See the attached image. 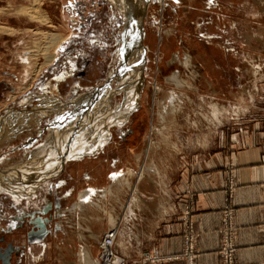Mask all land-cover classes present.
<instances>
[{"label": "rangeland", "instance_id": "obj_1", "mask_svg": "<svg viewBox=\"0 0 264 264\" xmlns=\"http://www.w3.org/2000/svg\"><path fill=\"white\" fill-rule=\"evenodd\" d=\"M130 1L139 10L135 102L97 130L87 117L100 96L114 110L127 95L119 90L128 47L124 3L0 0V123L7 124L0 126V264H78L85 243L95 246L100 264L103 237L115 229L111 209L131 208L138 229L153 227L169 219L174 199L183 204L184 253L192 260L195 195L177 186L264 113V0ZM175 55H188L191 68L170 61ZM176 71L187 86L166 81ZM170 93L178 98L175 113ZM261 161L264 168V153ZM114 172L125 173L112 180ZM225 181L234 186L232 168ZM87 187L96 190L95 205L80 209L99 215L86 223L88 212L75 205ZM158 200L165 216L152 210ZM224 217L232 231L230 209ZM118 218L116 238L124 215ZM89 224L100 232L97 244ZM83 229L89 239L80 238ZM116 238L112 250L124 258L114 250ZM158 258L153 251L136 264Z\"/></svg>", "mask_w": 264, "mask_h": 264}, {"label": "crops", "instance_id": "obj_2", "mask_svg": "<svg viewBox=\"0 0 264 264\" xmlns=\"http://www.w3.org/2000/svg\"><path fill=\"white\" fill-rule=\"evenodd\" d=\"M236 136L235 144L221 153L211 155L200 168L190 170L177 186V190L189 188L195 195L190 220L198 236L195 238L192 260L189 261L184 253L183 204L181 199H174L172 207L168 208L169 219L153 227L143 223L138 229L131 208L125 211L122 209L120 213L111 209L117 222L120 219L117 217L124 215L114 250L125 258L126 264H136L153 251L158 252L160 259L148 260L144 264H264V168L261 161L264 153V113L252 119ZM230 168L236 179L231 189L225 181ZM227 208L231 210L233 218L232 256L228 261L220 252L224 245V211ZM78 210L81 213L88 212L86 223L91 219L96 220L99 215L90 210ZM152 210L158 213L164 211L159 200L153 204ZM110 220L114 221L113 218ZM88 227L96 235L92 239L93 244H97L99 230H96L94 224ZM139 232L140 239L137 238ZM80 238H88L85 229L80 233ZM86 249L89 250L90 258L98 264L95 246L87 243L79 247L78 264H86ZM63 261L72 264L70 260L63 258Z\"/></svg>", "mask_w": 264, "mask_h": 264}, {"label": "bare ground", "instance_id": "obj_3", "mask_svg": "<svg viewBox=\"0 0 264 264\" xmlns=\"http://www.w3.org/2000/svg\"><path fill=\"white\" fill-rule=\"evenodd\" d=\"M122 3H124V5H123V7H124V10H125V12H124V14L126 15V17H127V20H129V22L127 23L128 25H127V27H126V34L124 35L125 37L124 38H122V39H124V43L123 44H125V45H127L128 44V47L126 46V48L124 49V51H126V54H125V52L124 53H122V54H125V55H123L124 56V60H125V63H126V66H125V68L123 69V71H122V75L118 78L119 80H120V82H119V90L121 89L122 91H124L127 95H125V102H124V104H123V106L122 105H120V106H118V108H116V109H109V107H107V105L104 103H102V99H100L99 101H98V105H97V112H96V114H94L93 116H91L90 115V117H87L88 115H89V112H88V115H86V117L89 119V121L90 120H94L93 122H92V125L93 126H95L96 128H98L97 130H100L101 128H102V125H104V123H107L108 121H110V119L111 118H113V116H116V115H118V117H121L122 116V114L124 113V112H126V110H128L129 109V107H130V104H132L133 103V101L135 102V98H134V92H135V90L137 89V84H138V82H139V80H140V78L138 77L139 76V62H140V60H141V54L139 53V51H138V48H136V49H134L135 48V46H137L136 44L137 43H135V35H134V29H133V27H135L136 26V24L134 23V20L133 19H135L138 15H136V13H138V11L139 10H137L136 11V9H134V6L132 5V3H131V1L130 0H120ZM145 3V2H144ZM143 3V4H144ZM23 9V8H22ZM21 9V10H22ZM30 9V8H29ZM28 9V10H29ZM20 10V11H21ZM28 10H26V12L28 11ZM23 11H25V8H24V10ZM30 11V10H29ZM25 12V13H26ZM32 12V11H31ZM23 13V12H22ZM32 15V14H31ZM39 16H41V15H39ZM39 16L37 17V18H39ZM31 17H33V15L31 16ZM42 17V16H41ZM2 28V26H0V29ZM136 29V28H135ZM2 30V29H1ZM140 35V34H139ZM139 37V36H138ZM136 38H137V36H136ZM138 39V38H137ZM57 41V37L56 38H53V43L54 42H56ZM139 41V40H138ZM134 46H132V45ZM135 53V54H133V53ZM129 56V57H128ZM123 58V57H122ZM49 59H52V56H50V58ZM49 59H47V61L49 60ZM123 60V61H124ZM173 60H175L176 62H179L180 64H182L183 65V67L184 68H186V69H190L191 68V60H190V57L188 56V55H185V59H181L179 56H174V58H172L170 61H172L173 62ZM192 76H195V74H194V71L192 72ZM192 79V78H191ZM166 81H168V82H170V83H174L175 84V86L176 87H184V86H187V85H185V82L184 81H182V80H180V77H179V72L178 71H176V72H173L169 77H167L166 78ZM118 87V86H117ZM118 89V88H117ZM138 91H136V93H137ZM127 96H128V98H127ZM178 98L176 97V95H174V93H170V95H169V97L167 98V103H168V106H170V112H173V113H175V112H177L178 111V107L176 106L177 104V102H176V100H177ZM104 101H105V99H104ZM166 105V104H165ZM164 105V106H165ZM89 107V106H88ZM94 107H96V106H94ZM166 108V107H165ZM49 109V108H48ZM51 109V108H50ZM164 109V108H163ZM44 110H47V109H44ZM89 111V110H88ZM110 111V112H109ZM164 111H166V110H164ZM217 107L216 106H213V112H212V115H214L215 117H217ZM11 112V111H10ZM83 112V111H82ZM116 114V115H113L112 116V114ZM163 113H165V112H163ZM163 113H161L160 115L161 116H164L163 115ZM10 114V113H9ZM84 114V113H83ZM14 115V117L12 116V113L8 116V117H10V116H12L13 117V119L15 120V118H16V116L18 115H16L15 116V113L13 114ZM21 117H22V115H20ZM83 116V115H82ZM8 117L7 118H5V116L3 117V118H5V121H6V119H8ZM12 117H10V118H12ZM21 117H20V119H21ZM85 117V116H84ZM3 118H2V120H3ZM19 119V118H18ZM86 119V118H85ZM9 120V119H8ZM87 120V119H86ZM5 121H3V122H5ZM10 121H12V119H10ZM10 121H8L9 123V125L10 124H12V123H10ZM2 122V121H1ZM88 123V122H87ZM86 123V124H87ZM90 123V122H89ZM3 125V127H5V125H6V127H7V124H6V122H5V124H1L0 123V126H2ZM89 127V126H88ZM1 128V127H0ZM6 130H7V128H5ZM5 129H4V131H5ZM1 130V129H0ZM90 130V129H89ZM89 130H87V132H89ZM2 131H3V129H2ZM6 132V131H5ZM2 133V132H1ZM4 134H6V133H4ZM2 136V135H1ZM88 137L89 136H86V138L88 139ZM78 143V142H77ZM82 147V146H81ZM80 147V148H81ZM79 148V149H80ZM83 151V149L81 148L80 149V151ZM79 151V150H78ZM125 173V172H124ZM124 173H122V174H119V173H116V172H114V173H112V175H111V179L112 180H117L118 178H121L122 177V175L124 174ZM1 176V175H0ZM1 179V178H0ZM0 183H1V180H0ZM14 184V183H13ZM17 186H19V185H17ZM22 188V187H21ZM18 190V189H17ZM16 190V191H17ZM29 191V190H28ZM19 192H20V190H19ZM24 192H25V190H24ZM95 195H97V193H96V190H95V188H93V187H87L85 190H83L80 194H79V196H78V200H77V204L75 205L76 206V209H80V208H82L83 206H85L86 204H93V205H95L94 204V202H93V199H94V197H95ZM113 221V220H112ZM112 226H114V230L112 231V230H109L107 233H109V232H113V235H112V237H111V240H112V242H111V244L110 245H108V244H104L103 245V248H104V250H106L105 252H112L113 253V256H114V261L117 263H120L122 260H124V258H122V257H118L116 254H114V252H113V250H112V246H113V244H114V240H115V238H116V236H117V231H116V226L117 225H115V221H113V225ZM113 228V227H112ZM106 233V234H107ZM103 242V241H102ZM83 254V253H82ZM84 256H85V259L84 260H86V264H95V262L93 261V259H91L90 257V255H89V253H88V251L87 250H85V254H84ZM105 255H103V257H104ZM116 256V257H115ZM82 258V257H81ZM105 258H109V256H106Z\"/></svg>", "mask_w": 264, "mask_h": 264}, {"label": "built area", "instance_id": "obj_4", "mask_svg": "<svg viewBox=\"0 0 264 264\" xmlns=\"http://www.w3.org/2000/svg\"><path fill=\"white\" fill-rule=\"evenodd\" d=\"M231 234H232L231 228L229 229V227H227L225 231V235H224V240H223L224 241L223 250H224V253H225L224 255L227 261L229 260V258H231V254H232ZM112 235H113V232H109L105 234L103 237V240H102L103 242L101 243V247H102L101 255L99 256L100 264H124V260H122L120 263L118 262L116 263L114 261L113 253L111 251L105 252L106 250H104L103 248L104 244H108V245L111 244ZM103 255L105 256L103 257ZM106 256H109V258H105Z\"/></svg>", "mask_w": 264, "mask_h": 264}, {"label": "flooded vegetation", "instance_id": "obj_5", "mask_svg": "<svg viewBox=\"0 0 264 264\" xmlns=\"http://www.w3.org/2000/svg\"><path fill=\"white\" fill-rule=\"evenodd\" d=\"M100 97H101L102 99H103V98H107V97H105V96H103V95L100 96ZM91 98H92V100L95 99V98L99 99V97L97 96V94L93 95ZM106 101H107V100H106Z\"/></svg>", "mask_w": 264, "mask_h": 264}, {"label": "snow or ice", "instance_id": "obj_6", "mask_svg": "<svg viewBox=\"0 0 264 264\" xmlns=\"http://www.w3.org/2000/svg\"><path fill=\"white\" fill-rule=\"evenodd\" d=\"M177 2H178V0H177Z\"/></svg>", "mask_w": 264, "mask_h": 264}]
</instances>
